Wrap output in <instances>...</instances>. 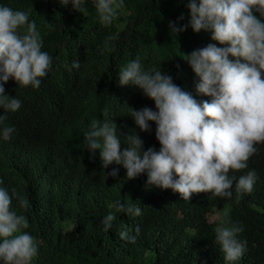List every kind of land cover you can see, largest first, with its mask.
Here are the masks:
<instances>
[{
    "label": "trees",
    "instance_id": "1",
    "mask_svg": "<svg viewBox=\"0 0 264 264\" xmlns=\"http://www.w3.org/2000/svg\"><path fill=\"white\" fill-rule=\"evenodd\" d=\"M0 264H264V0H0Z\"/></svg>",
    "mask_w": 264,
    "mask_h": 264
},
{
    "label": "rangeland",
    "instance_id": "2",
    "mask_svg": "<svg viewBox=\"0 0 264 264\" xmlns=\"http://www.w3.org/2000/svg\"><path fill=\"white\" fill-rule=\"evenodd\" d=\"M219 215V213L217 211L213 212L211 215H210V220H214L215 218H217Z\"/></svg>",
    "mask_w": 264,
    "mask_h": 264
}]
</instances>
